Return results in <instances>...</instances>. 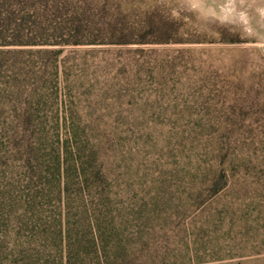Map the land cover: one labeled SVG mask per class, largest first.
I'll return each instance as SVG.
<instances>
[{"label": "rangeland", "instance_id": "1", "mask_svg": "<svg viewBox=\"0 0 264 264\" xmlns=\"http://www.w3.org/2000/svg\"><path fill=\"white\" fill-rule=\"evenodd\" d=\"M115 12L136 31L147 13L166 19L149 38L173 40L67 46L62 85L118 213L149 240L146 264H264V0H122Z\"/></svg>", "mask_w": 264, "mask_h": 264}, {"label": "trees", "instance_id": "2", "mask_svg": "<svg viewBox=\"0 0 264 264\" xmlns=\"http://www.w3.org/2000/svg\"><path fill=\"white\" fill-rule=\"evenodd\" d=\"M119 3L0 0V264L151 259L143 230L118 213L100 146L67 111L62 85L67 46L173 40L149 38L169 27L149 13L136 31ZM227 184L222 171L211 194Z\"/></svg>", "mask_w": 264, "mask_h": 264}]
</instances>
